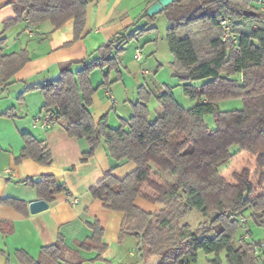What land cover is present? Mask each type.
<instances>
[{"label": "trees", "instance_id": "16d2710c", "mask_svg": "<svg viewBox=\"0 0 264 264\" xmlns=\"http://www.w3.org/2000/svg\"><path fill=\"white\" fill-rule=\"evenodd\" d=\"M154 1H148L147 6ZM87 3L88 0H14L15 18L5 20L3 28L26 21V27L48 22L56 29L72 18L74 39H78L84 30ZM261 3L262 0H173L158 12L164 14L167 24L165 39L172 55V76L177 78L183 94L195 101L189 108L176 101L174 86L165 84L164 90L154 96L157 109L150 118L148 103L153 93L141 85L137 100L130 103V117L121 119L117 127H110L105 117L97 123L92 119L90 104L96 87L91 84L90 73L94 69L104 71L98 86L109 83L111 71L116 79L121 77L125 45L156 29L151 25L156 14L148 15L146 10L140 16L145 23L115 32L86 58L59 63L56 78L27 85L19 95L21 98L32 89L41 91L40 112H52L68 136L86 140L88 151L82 154L81 162L93 155L103 138L110 158L134 163V169L122 178L113 174L115 166L105 171L89 188V194L104 208L122 213L120 232L135 238L141 255L144 245L146 254L156 257L154 263L145 264H192L198 250L214 253L212 264H221L220 252H224L227 264H257L252 242L243 237L239 221L243 218L245 226L251 221L259 227L264 241V172L258 180L261 189H257L248 168L234 172L232 181L224 177L222 170L240 153L258 147L264 161ZM227 18L232 36L223 38L221 20ZM3 42L0 34V45ZM28 59L26 49L0 54V86L10 84L14 73ZM73 64L77 69H72ZM201 79L206 81L198 86L191 84ZM230 98H240L242 107L219 109L218 101ZM206 114H212L213 128L204 122ZM1 115L12 117L13 109ZM21 137L23 146L15 162L24 158L42 165L52 162L44 141L28 132L21 133ZM21 183L33 187L37 197L47 202L65 190L53 174L25 178ZM138 197L154 204L155 209L140 207ZM1 203L21 212L25 206L13 198H4ZM191 210L206 219L194 228L180 223ZM88 226L92 233L80 247L104 251L99 221L95 218ZM82 263L83 259L59 236L55 242L40 247L39 257L32 264Z\"/></svg>", "mask_w": 264, "mask_h": 264}, {"label": "crops", "instance_id": "0c3cea01", "mask_svg": "<svg viewBox=\"0 0 264 264\" xmlns=\"http://www.w3.org/2000/svg\"><path fill=\"white\" fill-rule=\"evenodd\" d=\"M148 1L88 0L84 30L78 39H74L72 18L56 29H52L48 22L26 27V21L3 28L5 20L15 18L14 0H0V34L4 37L0 54L26 49L29 58L14 73L10 84L0 86V264H32L39 257L40 247L55 242L59 236L83 259L82 264L148 263L135 238L120 232L122 213L104 208L101 201L92 199L89 194V188L105 171L115 166L113 174L122 178L134 169V163L110 158L103 138L93 155L81 162L82 154L88 151L84 138L68 136L62 124L56 121L47 128L33 124V117L41 113V91L28 90L19 98L27 85L56 78L59 63L86 58L115 32L145 23L146 19H140V16L148 7ZM260 7L264 10L262 5ZM137 48L141 51L140 60L133 56ZM168 49V45L158 41L155 32L150 30L139 36L136 43L125 45L119 79L111 71L109 83L98 86L103 81L104 71L92 70L90 80L96 90L92 95L90 113L94 123L105 117L110 127H117L121 119L127 120L131 115L130 103L137 100V89L141 85L153 93L150 102L155 115L154 96L169 84L156 77L161 68L170 66L172 55ZM77 67L72 65L74 70ZM143 69L148 73L144 74ZM171 80L174 84L175 80ZM10 108L14 113L12 117L1 115ZM23 132L46 143L52 155L49 165L39 164L31 158L15 162L23 146ZM42 174H53L65 190L56 194L51 202L46 201L47 208L31 213L29 203L39 198L33 187L21 181L38 179ZM4 198L23 201V211L1 203ZM71 198H76L77 202L72 204ZM136 203L150 211L156 207L140 197ZM95 218L103 229L102 242L106 245L100 253L80 247L92 233L88 222Z\"/></svg>", "mask_w": 264, "mask_h": 264}, {"label": "rangeland", "instance_id": "374dc122", "mask_svg": "<svg viewBox=\"0 0 264 264\" xmlns=\"http://www.w3.org/2000/svg\"><path fill=\"white\" fill-rule=\"evenodd\" d=\"M261 5L264 7V0H262ZM152 25L156 26L155 30H151L155 32V35L157 36L158 41H163L167 46V41L164 37L165 28H166V20L163 13H157L155 20L151 23ZM147 32L143 33L146 34ZM137 38L132 39L129 42L136 43ZM142 41V40H141ZM128 42V43H129ZM169 50V49H168ZM157 74V75H156ZM156 77H158L161 81L167 82L170 85L174 86L172 89L173 95L176 99V101L183 107L189 108L195 104V101L190 99L189 97L185 96L182 91V87L180 84H178L177 78L172 76V70L171 66L169 68H161L157 73ZM173 82L175 80L174 84H171L170 81ZM206 80H195L192 81L191 84L198 86L204 83ZM172 82V83H173ZM178 84V85H177ZM156 101V100H155ZM150 102V100H149ZM153 103L150 102L148 104L150 109V118L154 117V111H153ZM218 107L221 110H230V109H240L242 107V102L240 98H230V99H222L218 101ZM156 105V102H155ZM152 107V108H151ZM204 122L208 125V127L213 128L214 127V120L212 114H206L204 115ZM259 148V147H258ZM258 148L255 151H246L240 153L238 156H236L227 166L222 170V174L228 181H232V174L234 172H240L243 168H248L250 173V179L254 183V185L258 186V180L260 178L261 172H264V161L262 160L259 152L257 151ZM153 181V180H152ZM152 186H155L153 182H151ZM264 186V179H262L261 187ZM260 186L257 187V189ZM256 189V190H257ZM264 191V188H262ZM259 191V190H258ZM262 191V192H263ZM206 220L200 213H198L195 210L189 211L181 220L180 223H188L191 228H194L197 226L199 222H202ZM246 228H250L251 230V237L247 240H253L258 241L262 239V231L259 227L254 225L251 221H249L246 226ZM147 248L143 245L142 251L144 252L143 256L146 259V262L148 263H154L156 260L155 256H150L146 254ZM216 257L214 253H205L203 250H198L197 252V259L192 264H212L211 260H213ZM219 258L221 261V264H227L225 260L224 252L219 253Z\"/></svg>", "mask_w": 264, "mask_h": 264}, {"label": "built area", "instance_id": "2783aa9c", "mask_svg": "<svg viewBox=\"0 0 264 264\" xmlns=\"http://www.w3.org/2000/svg\"><path fill=\"white\" fill-rule=\"evenodd\" d=\"M221 25L224 28V32H223V38L228 37V36H232L230 34V29H231V21L229 18L227 19H222L221 20ZM134 58L137 60H140L141 58V51L137 48L133 54ZM142 72L144 74L148 73V71L146 69H143ZM55 115L52 112H41L39 114H36L33 119L32 122L34 125H39L41 127L47 128L49 127L54 121H55ZM68 195V192H66ZM77 202L76 198H71V203L75 204ZM240 225L243 226L242 230H243V237L245 239H248L251 237L250 234V230L249 228L245 227V220L243 218L240 219L239 221ZM252 242L253 245V254L256 256L257 258V264H264V241L263 240H259L257 242L250 240ZM255 242V243H254Z\"/></svg>", "mask_w": 264, "mask_h": 264}, {"label": "water", "instance_id": "95a60500", "mask_svg": "<svg viewBox=\"0 0 264 264\" xmlns=\"http://www.w3.org/2000/svg\"><path fill=\"white\" fill-rule=\"evenodd\" d=\"M173 0H156L146 8L148 15H155L160 12L164 6L169 4ZM47 202L43 199H37L29 203V211L35 213L47 208Z\"/></svg>", "mask_w": 264, "mask_h": 264}]
</instances>
